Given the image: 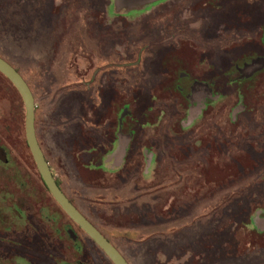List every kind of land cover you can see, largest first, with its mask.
<instances>
[{
  "label": "rangeland",
  "instance_id": "obj_1",
  "mask_svg": "<svg viewBox=\"0 0 264 264\" xmlns=\"http://www.w3.org/2000/svg\"><path fill=\"white\" fill-rule=\"evenodd\" d=\"M189 1L162 15L161 6L170 0L130 11L114 0H0V55L33 91L38 139L55 177L130 264H264V214L258 230L253 223L264 210V73L243 88V99L249 109H259L260 119L246 120L247 132H241L223 118L240 92L224 85L229 65L259 45L256 40L238 48L241 32L233 30L264 14V7L243 3L241 20L235 14L227 25L218 5L213 13L202 9L210 0ZM165 26L187 29L194 38L181 34L179 49L164 45ZM149 50L154 52L145 56ZM212 55L214 66L208 64ZM96 71L101 88L86 91L83 84ZM181 71L216 79L226 94V105L199 128L181 123L186 102L173 86ZM124 107V130H134L136 147L155 158L144 170L137 148L132 163L110 177L100 167L103 154L96 145ZM25 110L0 74V193H14L17 171L29 193H23L24 211L30 216L34 206L38 226L48 231L49 213L69 223L46 192L27 146ZM29 219L25 213L24 238L32 231ZM55 230L48 241L41 229L39 243L45 245L31 254L113 264L89 237L76 231L84 253Z\"/></svg>",
  "mask_w": 264,
  "mask_h": 264
},
{
  "label": "flooded vegetation",
  "instance_id": "obj_2",
  "mask_svg": "<svg viewBox=\"0 0 264 264\" xmlns=\"http://www.w3.org/2000/svg\"><path fill=\"white\" fill-rule=\"evenodd\" d=\"M180 1L182 2L183 0H170V2L166 3V5L161 6L163 7L160 8L161 10H163L162 15H168V11L172 7L178 5ZM189 3L192 4L191 0L189 1ZM243 3H245L246 5H251L255 8L264 7V0H210V2L203 4L202 9L209 8L213 11L215 10L214 5H218L223 11V13L221 14L225 15L224 20H227V25H229L231 23H229L228 20H231L233 15L236 16L237 14H239L236 19L241 20L242 13L240 12V9ZM231 7L234 8V10H232ZM213 13H215V11H213ZM261 14L262 15L257 16L256 19H250V21L244 19L245 27H242L240 30H233L235 31L234 33L241 32L239 41L235 43L238 45V48L240 45L241 47H246L248 43H256V40H259V45L256 46V50H251L250 54L241 56L240 59H237L235 62L229 65V74L231 75L232 73H234V77L230 78V75L228 74L225 78L226 84L224 85L226 87L236 85V89L239 88L240 94H237L238 96L236 101H233L234 103H230L226 107V114L223 118L224 121L229 125L237 124V126H235L238 127L239 130L241 129V132L242 129H245L243 130V132H247V125H243L246 120L255 121L260 119L261 116L259 109H249L248 104L244 100L245 98L243 99V88H248L247 86L249 85L251 86L254 83L256 77L264 73V14ZM190 26L191 24H189L188 26L189 29L191 28L190 30H195V28L192 27L193 25L191 27ZM199 29L200 28H198V31ZM165 30L166 33L164 34L163 39L160 38V40H162V44H170L174 47V49H179L183 46V44L180 43L181 34L186 35L187 37L192 39L194 38L192 33H190V31L187 29L181 30L179 32L178 29L166 27ZM177 38L179 44L176 46L175 41H177ZM233 45L234 44H230V46ZM187 46H189V48H192L191 45ZM194 51L197 52L195 49ZM152 52H154V50L147 51L145 56L151 55ZM206 52L208 51H203L204 54ZM213 57L214 56L212 55V57H210L211 59L208 58V64L212 66H214ZM141 59L143 60L142 57ZM115 70L118 71V69ZM96 72L94 73L92 82L89 83V81H86L83 84V88H85L86 91L89 88L93 93H95V91L97 93V90L101 88L98 77L99 73ZM194 74L195 73H189L185 71L178 72L175 80V85L173 86L174 89L178 91V94H180V99L186 102V107L183 112V119L181 121L182 126L185 121L186 126H195L196 128H199L202 122L206 121L208 118H211L213 111L223 105H226L225 100L227 99L225 98L226 94L223 95L220 92L221 83H218L216 79H200L197 74ZM128 117L129 112L127 111V107H124L120 113L116 114L115 123L109 128L108 131H105L100 142L96 145V148L102 150L103 154L100 159V167L110 177H118L121 173V170L127 168L132 163L134 157L133 154H135L137 148V152L142 155L144 170L145 167H147V169L151 167L155 158V154H153L152 151L147 150L144 147H136L134 130L132 131L130 128H127V131L124 130L127 124L126 119ZM248 117L250 118L248 119ZM238 124L241 125L239 126ZM87 125L89 124H87L86 121L85 125L83 124V126H85L86 128ZM49 166L54 175V171L50 163ZM11 185H13V187L10 190L14 191V193L12 192L9 195L0 193V264H85L87 261L85 257H79L78 259L56 257L39 258L36 256L37 254H31L29 250L32 249L36 253V251L40 249V243L45 245V242H43L42 240L39 243L41 229L43 230L42 233L44 234V238H46L48 241L55 239V229L57 228L54 226V212L51 215H47L48 217L46 227L48 231L44 230V227L40 228V226H38L40 222V216L37 215L39 214V211L34 206L33 210L31 211L32 214H30V216V211H28V214L24 211L23 200H25L26 196H24L23 194L22 178L20 177L16 181L13 179ZM60 188L70 200L71 198L66 194V192L62 188V185L60 186ZM2 189H4V187ZM33 195L36 197V194L33 193ZM74 206L81 212V210L76 205ZM25 213L28 217H30L29 223L31 226L30 228L32 229V231H30V235L28 234V237L26 238H24L25 231L23 226ZM257 214L258 215H256V221H253V223L255 224V229L258 230L259 228L256 223L258 222L259 217H262V215L264 214V210L260 211ZM67 234L69 235V239L71 238L70 240H73V243L78 247L80 251H83V249L87 250L86 245L81 240V237H79L76 233L73 234L72 228H67ZM77 239L80 241H77ZM59 245H61V247H65V243L63 241L59 242ZM25 250L27 251V253H25Z\"/></svg>",
  "mask_w": 264,
  "mask_h": 264
},
{
  "label": "water",
  "instance_id": "obj_3",
  "mask_svg": "<svg viewBox=\"0 0 264 264\" xmlns=\"http://www.w3.org/2000/svg\"><path fill=\"white\" fill-rule=\"evenodd\" d=\"M118 3L126 5V10L130 11L131 6L140 5L148 6L158 0H114ZM130 6V7H129ZM122 8V9H123ZM0 74H2L19 93L25 110V137L27 146L32 155L38 173L42 178L44 185L49 191L54 201L58 204L65 215L75 223L89 237L93 243L106 255L113 264H129L123 255L115 248L112 243L97 229L84 215L80 212L73 203L67 198L60 186L58 185L45 154L40 146L36 135L35 126V98L33 91L29 87L26 80L10 63L3 57H0Z\"/></svg>",
  "mask_w": 264,
  "mask_h": 264
},
{
  "label": "trees",
  "instance_id": "obj_4",
  "mask_svg": "<svg viewBox=\"0 0 264 264\" xmlns=\"http://www.w3.org/2000/svg\"><path fill=\"white\" fill-rule=\"evenodd\" d=\"M0 57H3V56H1L0 55ZM3 59H5L4 57H3ZM7 61V60H6ZM8 63H10L9 61H7ZM11 64V63H10ZM12 65V64H11ZM13 66V65H12ZM20 74H21V72L15 67V66H13ZM2 75V74H1ZM23 75V74H22ZM3 76V75H2ZM4 77V76H3ZM24 78V77H23ZM12 85V84H11ZM14 87V86H13ZM40 146H41V144H40ZM8 158V157H7ZM8 160L9 161H7V162H10L9 164H12L13 163V161H12V159H10V158H8ZM16 170V169H15ZM20 177L18 176V172L16 171L15 172V177H14V180L16 181L17 179H19ZM41 178V177H40ZM41 181H42V179H41ZM56 181H57V183H58V185L59 186H61V183L59 182V180L56 178ZM42 183H43V181H42ZM43 185H44V183H43ZM25 184L23 183V186H22V188H23V190H24V194H27V195H29V193H28V190L26 191L25 190ZM44 187H45V189H46V192L50 195V193H49V191L47 190V188H46V186L44 185ZM26 195V196H27ZM31 195H33V193L31 194ZM51 199H52V202L57 206V208L59 209V211L61 212V214L63 215V217L68 221V223H69V225H64V224H60V222L58 221V219L57 218H59V216L56 214V213H54L53 214V219H54V226L57 228V230H59L58 231V234L59 235H63V236H67L68 237V239H69V235L67 234V228L68 229H70V228H72V232H73V234L74 233H76L77 234V232H80L81 234H83L84 236H86V237H88L83 231H82V229H80L75 223H73L66 215H65V212H63L62 210H61V208L58 206V204L54 201V199L52 198V195H51ZM70 201L74 204V202H73V200L72 199H70ZM75 205V204H74ZM49 213V212H48ZM49 215H51V213H49ZM87 218V217H86ZM88 219V218H87ZM89 220V219H88ZM90 221V220H89ZM77 231V232H76ZM100 231V230H99ZM102 234H103V232H101ZM78 235V234H77ZM104 235V234H103ZM79 236V235H78ZM105 236V235H104ZM80 237V236H79ZM106 237V236H105ZM65 238V237H64ZM107 238V237H106ZM71 239V238H70ZM108 239V238H107ZM73 241V240H72ZM77 241H80V240H78L77 239ZM110 241V240H109ZM93 242V241H92ZM85 251L86 250H84L83 249V251L82 252H84L85 253ZM102 252V251H101ZM103 253V252H102ZM83 254V253H82ZM85 255V254H84ZM112 263V262H111Z\"/></svg>",
  "mask_w": 264,
  "mask_h": 264
},
{
  "label": "crops",
  "instance_id": "obj_5",
  "mask_svg": "<svg viewBox=\"0 0 264 264\" xmlns=\"http://www.w3.org/2000/svg\"><path fill=\"white\" fill-rule=\"evenodd\" d=\"M139 7H141V6H139ZM139 7H138V8H139ZM144 7H145V6H144ZM128 9H129V8H128ZM116 11H118V12H119V9H116Z\"/></svg>",
  "mask_w": 264,
  "mask_h": 264
}]
</instances>
